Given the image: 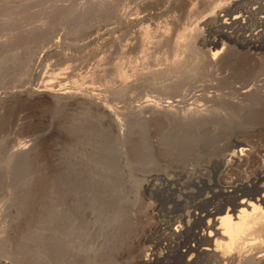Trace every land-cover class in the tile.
Listing matches in <instances>:
<instances>
[{"label": "rangeland", "instance_id": "374dc122", "mask_svg": "<svg viewBox=\"0 0 264 264\" xmlns=\"http://www.w3.org/2000/svg\"><path fill=\"white\" fill-rule=\"evenodd\" d=\"M231 10L244 23L223 27ZM261 17L264 0H0V36L23 51L0 67V264L182 263L168 227L183 211L147 184L176 188L186 159L235 138L264 158V44L245 40Z\"/></svg>", "mask_w": 264, "mask_h": 264}, {"label": "bare ground", "instance_id": "6f19581e", "mask_svg": "<svg viewBox=\"0 0 264 264\" xmlns=\"http://www.w3.org/2000/svg\"><path fill=\"white\" fill-rule=\"evenodd\" d=\"M95 1L97 0H93V2ZM226 5H228V3ZM228 7L223 6L220 8L219 6L217 12L214 11V16H224L222 15V12L225 13V11L229 9ZM232 7H234V5ZM228 11L227 15L230 14ZM242 11L243 10H241V13ZM231 12L233 13L232 10ZM235 13L232 14L234 16H229V18L224 20L223 27L232 28L236 23H244V18L239 16L242 14H239L238 12V15H235ZM120 15L117 16L115 21L121 22L124 20L123 16ZM259 22L264 25V17H261ZM0 25H2V22ZM37 28V25L33 26L30 30H27L25 34L28 32V37L30 38V34L35 32V30L37 31ZM24 30H26L25 27ZM262 30L264 29L262 28ZM222 31L228 33L226 30ZM166 33L164 32V34ZM257 35L251 33L249 36H246V42L264 44V31L260 30ZM26 37L27 36H25V38ZM50 39L51 43L57 42L58 40L53 37H50ZM139 40L140 39L138 38V41ZM202 43L211 44L213 46L211 49L215 48V50H210L209 60H214L222 52L220 49H216L218 45H220L217 40L215 41L210 38H204ZM13 44L14 40L7 36V34L0 36V47H2V55H4V57L0 59V67H4L7 64H15V56L23 55V51L19 54L16 53L17 55L14 53L11 55L9 51L15 46V44ZM221 48H223V46ZM169 67L173 68L174 66ZM169 67L167 69L168 71L170 70ZM162 68L160 69L161 71L163 70ZM174 68L172 70H174ZM153 71L156 72L155 70ZM159 71L157 70L156 75H154L157 76V73H162ZM165 72L167 71L165 70ZM167 73L169 74V72ZM147 77L150 76L147 75ZM50 95L53 99L69 96L66 93L55 90H50ZM71 95L77 98L90 96L92 101L101 107L99 97L93 93L82 91L79 93H72ZM149 102L145 101L138 105V107L150 108L162 112H171L176 106L174 105L175 103L173 104L172 101L167 100L160 105H156L155 102ZM197 107L198 108H194L191 106L190 108H187L186 113H190L188 115L193 114V116L197 118L204 113L202 108L198 105ZM207 117L209 118V116ZM183 119L186 118L184 117ZM187 119H189V117H187ZM186 141H189V139ZM225 145L223 147L218 146L219 148L215 147V149L212 146L213 149L206 154V156H210L202 157L201 155L199 156V154L194 153L193 157L188 160L186 159L181 167L182 170L180 173L185 179H182V183L175 181L177 184L176 188L172 186L173 181H170L168 178H164L163 183L157 185V187L153 189L150 187L151 183L149 184L148 182L147 184V189H150L153 194L166 192V197L173 199L176 206L181 207L183 211L178 217L180 220H176L168 227L171 229V233L177 236L178 241L176 238L175 240L173 239L174 244L171 245L173 251L176 253V255L173 253L175 258H177L176 256H180L182 261L180 264H261L264 259V158H261L257 150L247 147V143L242 139L235 138L230 140L226 146ZM16 150L22 151L23 148L18 147ZM258 160L260 164L254 168V162ZM202 161L207 162V164H202ZM190 185L194 188L191 187L192 189L189 188L188 192H184L183 188H187ZM175 191H180L181 195L183 193L184 198L181 200H179V198L177 199V197L172 198V193ZM198 192H203V196L200 195V197L202 196L201 200H197L196 198ZM190 208L193 210L191 211ZM189 232H192L193 235H191L194 236L191 239H189ZM115 236L116 235L113 237ZM172 236L173 235H171V237ZM183 247L184 249H182ZM118 251L120 252V250ZM119 252L117 253L119 254ZM117 253H115V255H118ZM151 254L152 253H147L140 257L138 255L136 257L137 264H153L154 261L160 259L158 256L152 257ZM106 259L111 260L112 256L110 255V257H107Z\"/></svg>", "mask_w": 264, "mask_h": 264}]
</instances>
